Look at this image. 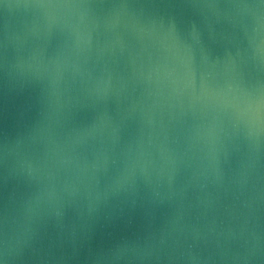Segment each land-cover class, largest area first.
I'll list each match as a JSON object with an SVG mask.
<instances>
[{
  "label": "clouds",
  "instance_id": "9594fccd",
  "mask_svg": "<svg viewBox=\"0 0 264 264\" xmlns=\"http://www.w3.org/2000/svg\"><path fill=\"white\" fill-rule=\"evenodd\" d=\"M21 12L31 17L22 34L13 25ZM101 30L121 54L126 32L181 59L192 116L197 103L214 113L199 135L212 164L206 155L174 184L180 169L166 181L163 167L150 172L142 140L118 145L124 117L114 119L108 105L125 77L104 59L115 48L96 39ZM197 48L208 49L212 67H230L222 86L202 74L197 91ZM129 55L136 73L140 53ZM159 71L150 65L139 75L150 85ZM81 107L95 111L91 122L66 129ZM225 137L240 152L227 174ZM117 163L102 187L101 171ZM166 204L173 212L159 220ZM0 264H264V0H0Z\"/></svg>",
  "mask_w": 264,
  "mask_h": 264
},
{
  "label": "water",
  "instance_id": "95a60500",
  "mask_svg": "<svg viewBox=\"0 0 264 264\" xmlns=\"http://www.w3.org/2000/svg\"><path fill=\"white\" fill-rule=\"evenodd\" d=\"M100 4H111L116 0H95ZM100 15L107 13V8L97 10ZM31 17H26L22 12L18 13L13 25L17 32L23 33L26 22H30ZM117 31L123 32V29ZM182 35L186 37L187 29L182 28ZM96 39L102 45L105 40L112 41L115 48V54L109 57L105 54L104 59H110L113 68L117 72H122L125 79L123 87L119 89L118 101L114 96L109 102L108 108L114 119L124 117L123 123L116 133L118 136V145H126L128 142L143 141L146 151L150 155L143 157L147 163L149 171L159 170L161 167L165 170V181L167 174L173 169L178 168L180 171L173 178L174 184L182 183L188 175L191 174L192 167L201 161V158L208 155L207 137L200 139L199 135L207 132L208 125L214 115L211 108H205L202 104L196 105V117L192 116L190 103V89L185 85L189 79L187 69L181 62V59L174 53H164L158 46L153 45L147 37L140 41L136 37L123 33L126 49L123 54L119 51V45L115 43L112 33H105L103 30L97 35ZM57 39H53L49 46V52H52ZM24 47V45H18ZM146 46V47H145ZM211 56L223 58V48L219 45H211ZM140 53L136 60L137 72H133V65L129 53ZM205 52L197 48L193 53V64L196 75V86L199 91L200 77L202 74L207 75V82L212 86H222L230 77L231 69L227 65H217L212 67L208 60L205 59ZM15 54V50H12ZM183 55V54H181ZM96 56V50L93 49L92 57ZM160 66L159 72H154L152 82L149 85L139 75V70L143 67L145 75L149 66ZM247 72V69H245ZM177 91L174 93L173 89ZM180 90H183L182 92ZM39 87L35 89L34 95L38 94ZM95 111L91 107H81L69 118L65 128L73 126H84L91 122ZM38 118V109H34L29 114L30 120ZM220 120L222 127L226 131H232L227 115L221 114ZM196 125H201L200 133H197ZM108 133L105 134V140L110 143L111 139ZM223 135V133H220ZM192 137H197L192 139ZM151 140V143H149ZM238 140L233 137L229 140L225 137V144L229 155L225 158L221 154V166L227 174L229 169L235 168L240 157V152L236 150L235 145ZM186 153V155H184ZM183 156V159L181 157ZM151 161V163H149ZM212 164V156L208 155L206 161ZM102 165L103 161H99ZM118 163L110 164L108 170L101 171V186L111 183L118 171ZM211 173V168H209ZM155 179V175L152 176ZM209 184L208 189H211ZM140 188L143 189V181L140 182ZM191 198V189L189 190ZM173 209L167 204L158 210V219L164 220L171 216ZM72 210H67L66 219H71Z\"/></svg>",
  "mask_w": 264,
  "mask_h": 264
}]
</instances>
